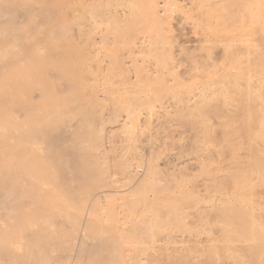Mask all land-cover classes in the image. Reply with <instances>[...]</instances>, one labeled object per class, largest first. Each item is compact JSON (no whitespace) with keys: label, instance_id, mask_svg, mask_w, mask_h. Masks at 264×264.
Wrapping results in <instances>:
<instances>
[{"label":"rangeland","instance_id":"rangeland-1","mask_svg":"<svg viewBox=\"0 0 264 264\" xmlns=\"http://www.w3.org/2000/svg\"><path fill=\"white\" fill-rule=\"evenodd\" d=\"M32 2L38 6L36 18L47 12L55 24L45 19L24 33L22 42L1 40L9 49L16 44L30 49H19L20 58L9 63L27 66L36 53L46 60L32 63L37 70L44 66L41 73L54 62L59 68L55 76L75 78L74 85L63 86L62 76L48 77L59 91L46 87L48 94L53 92L46 97L60 94L59 100L67 101L76 96L82 105L76 103L77 109L94 108L96 135L103 138L97 153L108 170L104 178L122 192L92 208L89 192H107L110 185L76 192L82 201L73 195L65 199L62 207L69 214L80 218L84 211L90 226L98 223L88 226L89 242L103 237L122 244L127 252L115 246L102 253L113 254L105 255L116 258L113 264H264V0ZM92 10L96 20L85 21L82 17ZM61 16L75 20L69 22L73 26ZM75 17L84 20L81 27ZM61 24L66 31L54 37L53 29ZM46 97L34 104L42 107ZM126 158L141 163L132 170L135 179H144L136 190L114 166ZM73 217L66 228L72 230L63 234H76ZM144 219L153 220L155 228L136 230V240L129 226L138 227ZM72 235L62 245L75 243Z\"/></svg>","mask_w":264,"mask_h":264},{"label":"bare ground","instance_id":"bare-ground-1","mask_svg":"<svg viewBox=\"0 0 264 264\" xmlns=\"http://www.w3.org/2000/svg\"><path fill=\"white\" fill-rule=\"evenodd\" d=\"M2 1L0 0V38L3 39H0V41L4 40V38L7 41L8 39L6 38L9 37L10 40L11 38L14 39L12 42L16 41L18 43L19 39L20 42H22L21 40H23V38L21 39V37H23L22 35L24 33L29 32L30 30L32 31V29L35 27L38 28L40 25H42L45 19L47 21L49 19L47 16V12H45V10L43 11L45 12L46 16L38 11L39 13L44 15V17L41 18V21L37 19L38 17H41L40 16L41 14L36 18L38 14H35V12L38 6L34 8L35 4L33 3L34 1L32 2V0H5V2L3 3L5 5L1 3ZM94 3L93 5H91L93 8L96 7ZM87 12L82 17L85 21L88 17L91 19L97 18L95 17L96 14H94L95 11L92 10ZM51 18L53 20L52 16ZM75 19L77 20L78 18L75 17ZM83 19L82 20L79 19L81 21L78 23L76 22L75 24L76 25H78L79 23L82 24L84 22ZM65 20L64 22H66V25L69 24V22L75 21V20L73 21L71 20L65 21ZM50 21L51 19L48 21V23L51 24ZM59 23L60 22H58V24ZM75 24L74 26H76ZM69 25L71 26L72 23ZM79 25L77 27H81V25L80 26ZM23 26L24 27L27 26V29L25 28L24 30ZM57 26L60 27H56L52 31L54 37H58L61 31L65 30L63 29L65 25L63 26V24H61ZM65 28L69 29V27H65ZM34 30L35 29H33V31ZM17 38L18 40H16ZM52 39L55 41L54 38ZM5 44L3 45L2 43H0L1 45L0 50L4 49L5 47L8 48L7 47L8 45L6 44L7 46H5ZM13 44H11V46L9 47H12ZM16 45H14V48H10V49L8 48L9 49V50L7 49L8 51L5 48L6 51L5 53H2L3 52L2 50H1L2 52L0 51V63H1L0 67L5 65L0 69V264H85L90 259L91 260L93 259L92 260L93 262H91L92 264L93 263L113 264V262L116 260L115 258L116 256L115 257L113 256V259L114 258L115 259L112 261L111 260L112 258H110L109 256H107L106 258L105 255L106 253H108L112 257L113 254L111 255V253H109L108 250H107L108 252H106L105 255L104 254L102 255V253L105 252L106 248L110 247L114 249V247L117 245L104 241L103 237L102 239L99 240H96L94 238L93 239L94 241L93 240L92 242L90 241L91 243L87 238L88 235L86 233L93 229L95 223L96 225H98V223L97 222L93 223L92 221L93 225L91 224L92 226L91 227L89 224L91 219L84 217L86 212L82 211L84 215L82 214L80 218H76L74 215L77 216V213L71 215L72 213L69 214V212L65 210L66 208L62 207L64 206L63 204L65 205L67 204V201L65 199L68 200V198L72 195L75 197L77 196L76 192L85 191L87 193L86 190L90 191V189H93L95 187H99L100 189L101 187L98 185L101 186L110 185V183H108L109 181H107L108 179L106 180V178H104L106 177L105 175L106 173H108V170L104 169V166L101 163L102 157L100 158L99 154L97 153L102 147L101 139L103 140V138L100 139L97 136L98 135L97 124L99 122L98 121L99 117L96 115L97 114L96 111H93L94 108L90 109L89 108L90 106L88 107V105L87 107L89 109H84L83 106L82 108L83 111H81L82 109L80 108L79 111V109H77L79 106L77 107L76 104L78 102H76L75 100L76 96L74 99H70V98H68L70 100L66 99L67 101H65V99L63 101L59 100L60 94H59V98L56 97L57 99L55 98V95L52 96L53 99L50 98L51 96L47 98L46 94L49 96L50 94L52 95L53 92L56 93L59 91L56 85L57 83L55 84L56 85L55 87L58 89V91H55V88H52L51 86L53 83L49 85V81H48V77H52V76L56 77L57 75H59V73L56 76L54 75L56 72H59L58 71L59 68L57 67L56 64L54 65L53 62L51 63L53 65L47 68L49 69V71L46 70L47 72L43 71L45 73H41L42 71L39 70L42 69L44 70V66L42 69L37 70L32 63L42 62V61L45 62L46 60H43V58L41 59V56L40 58H36V53L35 56L33 57L31 56L33 54L29 55L30 58L31 57L32 58L30 59L31 61L30 60L28 61L30 63L26 64L27 66H24V64L20 65L19 64L20 62L19 63L15 62L17 65L19 64L18 67H16L17 65H13V63L11 62L9 63V61H11L12 59H16V57H18V55L23 51L21 49L26 48L24 50L26 51L30 50L29 48H27L28 46L25 47V45H23L24 46L23 48L22 47L18 48V46L15 47ZM54 45L55 44H53V46ZM15 48H18V50L20 49L21 52L20 50L18 51ZM73 50L74 49H72V51ZM78 52H80V50ZM37 57H39V55ZM53 58L54 57H52L51 59ZM5 60L8 63L5 64L4 63ZM61 76H57V77L62 78L60 79L63 80V82L61 81L63 86H67L71 84L74 85L73 82H75L74 81L75 78L74 80H72L73 77L71 79L70 76L64 73L63 75L61 74ZM46 87H48V90L49 88L50 90L54 89L53 92L51 91L52 93L48 94L50 90L49 91L45 90ZM66 89L64 90L66 91ZM80 93L82 94V92ZM44 97L47 98L44 99L47 100V102H44L43 100L42 107L41 105L40 107H37V104L34 103H38L39 102L38 100H41L42 102V99ZM84 104L86 105V103ZM96 105L94 106L96 107ZM64 109L67 110L69 109L70 112L65 110V114H64L63 113ZM101 120L100 123H103ZM91 140L93 142L92 144H91ZM140 164L141 163L137 159L135 160V158H126L123 159L121 162L119 161V165L116 163L114 165L115 167L118 166L116 170L120 169L118 171H120L121 174L125 175L130 180H132V182H134L133 190L139 188L144 180L137 178L135 179L134 178L135 176L132 174L133 168L138 167ZM105 171L107 172L104 173ZM147 174H149V171L147 172ZM112 182H116V181H112ZM109 188H112V190L109 191L107 190V192L105 191L103 192L102 190V192H98L94 195L93 193H90L88 191L89 192L88 197H91L89 198L91 202L90 208L95 206L94 204H98L102 198H107V196H112L113 194H119V195L122 194L121 191H117V188L119 187L115 186L114 184L113 185L111 184ZM54 191L56 192L58 191L59 195ZM83 197L86 198V196ZM81 199L79 201L83 200ZM90 208H88V211ZM71 216L72 217L74 216L72 219L73 225H71V227L74 226L72 228L75 229V233L77 235L76 234L72 235L71 233L63 234L64 230L66 232L70 230L69 228L68 229L66 228L71 224L70 221L72 218ZM69 217L71 218L69 219ZM144 220L145 221H142V223L140 222L141 225L139 224L138 227H136L138 225V224L136 225V223L135 224L133 223L134 226H131L132 224H130L129 226V228L131 227L133 230L131 231L134 232L133 233L134 235L133 234L132 235L133 237H135V239H136L135 236L136 230L142 232L146 230L149 231L150 229L152 230L153 228H155L153 225L154 224L153 220H147V219ZM152 225L153 227H151ZM88 226H90L92 229L91 228H90L91 230L88 229ZM101 228H99V230ZM106 230L107 229H105V232L107 234ZM96 232L98 234V231ZM99 233L101 234V232ZM70 234L72 236L75 235L74 236L75 238L77 236L76 242L73 243L72 241L71 244L69 242V244L63 243L62 245L61 240L64 238L63 240L67 242L65 237L66 236L68 237ZM121 234H124V232ZM71 235L69 236V238H71ZM138 238H140V236H138ZM138 238L136 240H138ZM115 240L117 239L115 238ZM119 240L121 241L120 238ZM116 243H121V242H116ZM122 246L123 245L121 244L118 245L117 247L119 250L120 249L123 250L125 247L123 246L124 247L123 248ZM125 250L126 249H124V251ZM126 252H122V254L124 253L125 255L127 254ZM115 254L117 253L115 252ZM124 257L126 258V256ZM136 257L135 259H137ZM135 261L138 262L137 260H134L132 264H135L134 263ZM123 263H125V261Z\"/></svg>","mask_w":264,"mask_h":264}]
</instances>
